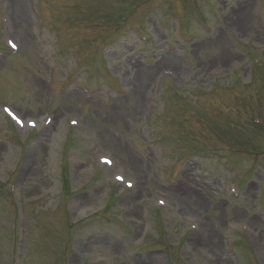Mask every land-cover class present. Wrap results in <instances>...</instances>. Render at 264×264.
Here are the masks:
<instances>
[{"label":"rangeland","instance_id":"rangeland-1","mask_svg":"<svg viewBox=\"0 0 264 264\" xmlns=\"http://www.w3.org/2000/svg\"><path fill=\"white\" fill-rule=\"evenodd\" d=\"M19 1L0 264H264V0Z\"/></svg>","mask_w":264,"mask_h":264},{"label":"bare ground","instance_id":"bare-ground-1","mask_svg":"<svg viewBox=\"0 0 264 264\" xmlns=\"http://www.w3.org/2000/svg\"><path fill=\"white\" fill-rule=\"evenodd\" d=\"M9 6L12 10V15H13L14 20L20 21V19L24 17V13L22 11L20 1L19 0H11V4ZM133 163H135V162L132 161V164Z\"/></svg>","mask_w":264,"mask_h":264},{"label":"snow or ice","instance_id":"snow-or-ice-1","mask_svg":"<svg viewBox=\"0 0 264 264\" xmlns=\"http://www.w3.org/2000/svg\"><path fill=\"white\" fill-rule=\"evenodd\" d=\"M13 47H15V45H13ZM6 111H8V110L6 109ZM13 118H14V119H17V117H15V116H13ZM104 162H106V163H109V162H108V161H106V160H105ZM118 179H121V180H122L123 178H121V177H118Z\"/></svg>","mask_w":264,"mask_h":264}]
</instances>
